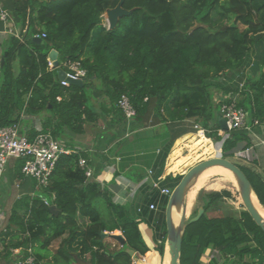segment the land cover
Listing matches in <instances>:
<instances>
[{
  "label": "trees",
  "instance_id": "16d2710c",
  "mask_svg": "<svg viewBox=\"0 0 264 264\" xmlns=\"http://www.w3.org/2000/svg\"><path fill=\"white\" fill-rule=\"evenodd\" d=\"M1 1L26 35L23 40L12 36L13 45L3 55L0 127L21 124L23 115L40 116L42 131H50L63 141L65 129L82 134L84 125L97 122L101 112L118 116V122L125 119L118 107L122 94L130 96L138 119L148 114L152 101L158 113L168 102L170 120L193 119L206 130L208 138L221 141L219 109L224 101L231 100L228 95L239 91L238 85L224 86L222 77L244 65L255 43H264V0H125L123 7L132 13L122 17L114 29L104 25L103 15L120 0ZM42 32L46 33L43 42H34L32 37ZM51 49L59 52L61 65L81 61L87 70L83 86L61 84L59 68L49 66ZM260 78L246 80L243 98L238 102L249 112L251 123L264 122V74ZM220 90L225 91V99H215ZM94 91L104 97L99 110L94 104ZM21 131L30 139L38 133L35 128L21 127ZM251 145L247 131H230L223 142L222 156L233 157L235 150ZM86 155L62 154L49 184L40 186L34 179L37 194L21 201L23 214L11 216L21 234L11 247L21 248L24 259L32 248V264H43L37 250L47 248L64 234L67 236L56 251L54 262L47 264H70L74 256L86 255L90 264H132L130 250L142 255L149 250L139 227L142 219L131 214L128 206L114 202L108 188L86 177L79 165L80 156ZM17 160L21 168L24 160ZM239 166L264 206V184L251 168ZM182 177H176L171 188ZM222 195L214 193L211 199ZM44 199L51 204L47 205ZM149 199L139 214L150 211L152 220L154 211L149 206L156 197ZM102 203L106 210L99 208ZM167 203L168 197L164 196L155 221L161 256L167 240ZM51 205L57 206L58 214L50 210ZM203 207L207 211L209 204ZM244 215L243 224L232 216L208 217L205 213L198 221L188 223L181 264H220L215 256L205 262L208 249L218 250L221 257L231 262L246 255L262 256L264 232L247 211ZM106 230H120L127 244L116 251L108 250L101 235ZM26 243L28 247L24 249ZM12 254L9 246L0 249L2 258Z\"/></svg>",
  "mask_w": 264,
  "mask_h": 264
},
{
  "label": "crops",
  "instance_id": "0c3cea01",
  "mask_svg": "<svg viewBox=\"0 0 264 264\" xmlns=\"http://www.w3.org/2000/svg\"><path fill=\"white\" fill-rule=\"evenodd\" d=\"M8 24L14 33L4 32L0 37V84L1 70L4 65L3 55L13 45L12 36L23 40L26 35V33L24 35L21 33L22 29L13 22L11 16ZM6 27L7 25L0 20V29L4 30ZM260 43V45L256 43L257 45L253 46L250 55L240 69L231 70L224 74L222 77L224 86L236 88L243 82L246 84L247 79H262L260 77L264 74V62L261 59H264V43ZM94 93L97 96L94 102H99L101 105L104 102L102 93L97 91ZM236 94L238 91L231 93L227 98H232ZM225 97L224 90L215 93V99H225ZM242 98L243 95L239 100ZM95 107L99 110L97 106ZM169 110V103L164 102L158 113L152 101L148 114L142 120L136 117L131 120L125 118L118 122V116L107 115L100 111L102 113L101 118L97 122L86 123L84 133H72L65 129L66 134L64 136L68 137L64 139L67 144L70 147L82 149L84 154H87L86 158L95 176L101 175V178L104 179L101 187L111 191L114 202L128 206L131 214L136 215L138 220L142 219L139 227L149 250L143 255L134 251L135 254H131L133 257L132 264H162V256L157 250L158 240L155 221L160 211V202L167 195L161 194L159 189L154 188L152 182L157 180L161 187L172 189L171 186L175 183L176 177L183 176L189 168L202 160L192 163V159H195L201 150L212 153L216 149L213 140L205 134H203L207 137L205 141L198 138V129L195 128V125L199 127L200 125L197 122H194L193 119L172 121L169 119ZM220 116L222 115L219 110L218 119ZM34 117L37 119L33 120ZM34 117L23 115L20 126L25 130L36 126L42 127V117ZM193 128L196 130L193 131ZM222 137L219 146L220 151H222L224 140L229 136L222 135ZM249 137L252 145L244 150L249 149L250 156L248 159L239 160L244 162L246 167L251 168L264 184V122L258 121L251 124ZM167 150H169L167 157L163 160V154ZM241 150L243 149L235 150L233 157L235 158L236 153ZM150 169L153 173L148 175ZM169 176L172 178H167ZM37 189L35 180L22 174L18 160L11 159L4 177L0 179V249L4 245L9 246L13 254L9 258L0 257V264H18V261L26 256L21 248L11 247L12 243L17 242V237L21 234H19L18 225L11 222L10 219L14 213L23 214L25 212V207L21 205V201L32 198L37 194ZM153 196L156 199L152 203L156 204L157 209L153 210L154 215L150 220V211L142 216L139 213L141 212L140 208H143V205L146 206V198L151 199ZM259 204L262 205L260 202ZM143 217L145 218L143 219ZM106 232L109 234L122 233L120 230L114 232L106 230ZM66 236L67 234H64L55 239L47 248L37 250L43 257V264L54 262V255ZM103 240L106 248L110 251H116L122 247L111 237ZM34 252L30 248L29 256H33ZM79 259L89 263L87 255ZM70 264H79L76 256L73 257Z\"/></svg>",
  "mask_w": 264,
  "mask_h": 264
},
{
  "label": "built area",
  "instance_id": "2783aa9c",
  "mask_svg": "<svg viewBox=\"0 0 264 264\" xmlns=\"http://www.w3.org/2000/svg\"><path fill=\"white\" fill-rule=\"evenodd\" d=\"M105 17V15H103ZM0 20L4 22L7 27L4 30L0 29V37L7 33H14L10 22V13L3 7L2 1L0 0ZM109 27V24L106 25ZM37 37H46V33L35 34ZM49 66L54 68L53 62L49 60ZM58 68H62L66 72V78L60 80L61 84L64 86H69L70 82L67 78L72 79H87V70L82 66L80 60L67 61L64 64H60ZM238 94L231 98L229 101H224L221 104L220 112L222 117L227 121L229 130H223L220 128L218 130L219 135L229 136L228 133L233 130L243 129L250 133L251 124L258 122L255 120L251 123L249 112L238 105L239 99L243 95V90L245 88V82L239 85ZM60 99V97H58ZM148 98L146 97L145 100ZM118 107L124 113L126 119L131 120L137 117V108L133 105L131 98L127 94H122L118 101ZM34 117V116H33ZM37 118H33L35 120ZM38 133L30 139L26 132L21 131V126L19 123H15L8 126L0 127V179H2L6 173L7 166L11 159H23L24 163L21 167V172L25 177H31L36 180L38 185L47 186L50 181V177L55 169L56 163L62 154L80 153L84 152L82 149L76 147H70L67 142L59 140L53 136V134L48 131H42V127H35ZM198 132L203 134L206 132L205 129L195 125ZM250 156L249 149L238 151L235 155L236 159H248ZM79 165L85 170V175L87 178H94L98 183L103 186L104 179L101 175L95 176L93 169L88 163V159L84 156H80ZM153 171L150 169L148 175L152 174ZM152 185L154 188L160 190L163 195H171L172 189L168 187H161L159 182L153 181ZM54 198V195H53ZM47 205L51 202L48 199H44ZM150 209L155 210L157 206L155 203L150 204ZM214 255L211 250L208 249L204 254L205 262H208ZM34 261V256H29L24 260H19L18 264H32ZM254 264H264V254L262 258L256 257Z\"/></svg>",
  "mask_w": 264,
  "mask_h": 264
},
{
  "label": "water",
  "instance_id": "95a60500",
  "mask_svg": "<svg viewBox=\"0 0 264 264\" xmlns=\"http://www.w3.org/2000/svg\"><path fill=\"white\" fill-rule=\"evenodd\" d=\"M125 0H120L117 6L113 8H109L106 11V19L109 23V29H114L119 20L128 16L132 13V10H128L123 7ZM32 40L36 43L43 42L42 37L33 36ZM48 59L53 62L54 67L60 66L59 61V52L56 49H51L48 53ZM66 72L64 69L59 68V79H65ZM70 84H75L79 86H83L85 84L86 79H72L67 78ZM220 127L223 130H229L227 125V121L224 117L220 116L218 119ZM221 166L232 172L234 175L237 186L239 188L240 196L242 202L245 206L246 211L251 215L252 219L256 222V224L261 228L264 232V216L261 214L257 205L255 204V199L257 201L258 197L253 189V185L246 175V173L241 169V167L234 161L229 158L223 156H215L208 159H204L191 168H189L179 183L176 185L174 190L172 191L166 209H165V219H166V227H167V240H166V248L165 253L167 251V247L169 248L170 254V264H181V254H182V245L183 238L185 234L186 227L188 223H193L198 221L203 214L205 213V208L203 206L198 208L197 214L191 218L188 217V204H187V195L191 191V189L195 186L200 176L210 168ZM174 209L181 211V217L178 223H175L173 212ZM50 210L58 214L59 210L56 205H51ZM102 238L105 239L107 237H111L115 239L121 246H125L127 241L125 237L121 234H109L104 231L102 234ZM27 243L24 248H27ZM131 254L134 255L135 252L130 250ZM79 264H89L87 261L79 259L77 257Z\"/></svg>",
  "mask_w": 264,
  "mask_h": 264
},
{
  "label": "rangeland",
  "instance_id": "374dc122",
  "mask_svg": "<svg viewBox=\"0 0 264 264\" xmlns=\"http://www.w3.org/2000/svg\"><path fill=\"white\" fill-rule=\"evenodd\" d=\"M104 24L105 26L108 25V21L106 19V13L104 14ZM233 21V20H232ZM231 21V22H232ZM240 28H244L243 25L239 24ZM107 27V26H106ZM259 45L261 44L258 42ZM257 44H254V47ZM262 48V46H261ZM260 48V49H261ZM251 53V52H250ZM250 55V54H249ZM248 55V56H249ZM263 68V66H261ZM95 106H99V102H94ZM97 110V109H96ZM220 110V109H219ZM39 124V122L37 121ZM199 124V123H198ZM200 125V124H199ZM201 127V125H200ZM203 134V133H202ZM205 134V133H204ZM206 135V134H205ZM68 136H62V138L66 139ZM63 141V140H62ZM214 146L216 147L215 151L212 153L209 152H204L201 150L199 152V155L195 159H192V163L202 159H208L211 157L215 156H222V151H220V141H212ZM232 161L236 162L239 165H242L243 168L245 166L244 162L240 161L239 159H236L234 157H229ZM201 160V161H202ZM246 168V166H245ZM244 168V169H245ZM196 185V184H195ZM176 187V186H175ZM174 187V188H175ZM172 187V191L174 190ZM193 189V190H192ZM191 190L192 196H193V204L191 207L188 209V217L191 218L194 215H196V211L199 207L203 206L204 204L208 203L209 204V209L205 211V215L208 217H225V216H232L239 221H241V224H243V219L245 217L244 213L246 211L245 206L242 202L239 188L237 185H235L232 182V179L230 175L227 173V171L221 170H213L208 172L206 175H204L203 179L200 181V183L193 187ZM224 191L229 192V194H225ZM214 193H222V197L211 199V195ZM191 196V195H189ZM168 200H169V196ZM188 199V197H187ZM210 201V202H209ZM100 209H107V206L105 203H102L101 206H99ZM211 253L217 257L220 260V264H243L242 261L247 262L248 264H254V257L250 256H245L243 259H238L235 258L232 262L229 261L226 257H221L220 253L218 250L210 249ZM259 259L262 258L261 255H258ZM247 259V260H246ZM165 261V253L162 255V264Z\"/></svg>",
  "mask_w": 264,
  "mask_h": 264
},
{
  "label": "bare ground",
  "instance_id": "6f19581e",
  "mask_svg": "<svg viewBox=\"0 0 264 264\" xmlns=\"http://www.w3.org/2000/svg\"><path fill=\"white\" fill-rule=\"evenodd\" d=\"M198 138L202 141H205L207 139V137H205L202 132H198ZM223 170V171H227V173L230 175L231 179H232V182L237 185V182H236V179L234 177V175L232 174V172L224 167H221V166H216V167H213V168H210L208 169L207 171H205L201 176L200 178L198 179L197 183L195 186H197L200 181L203 179L204 175H206L208 172L210 171H213V170ZM194 186V187H195ZM193 190V189H192ZM191 190V191H192ZM190 191V193H188L189 195L188 196V199H187V204H188V209L191 207V205L193 204V196H192V192ZM255 204L257 205L258 209L260 210L261 214L264 216V207L262 205L259 204V201H257L255 199ZM173 217H174V220H175V223H178V221L180 220V217H181V211L177 210V209H174V212H173ZM163 264H170V254H169V248L167 247V251L165 253V261L163 262Z\"/></svg>",
  "mask_w": 264,
  "mask_h": 264
},
{
  "label": "clouds",
  "instance_id": "9594fccd",
  "mask_svg": "<svg viewBox=\"0 0 264 264\" xmlns=\"http://www.w3.org/2000/svg\"><path fill=\"white\" fill-rule=\"evenodd\" d=\"M105 25V24H104ZM107 28H109V27H107Z\"/></svg>",
  "mask_w": 264,
  "mask_h": 264
},
{
  "label": "flooded vegetation",
  "instance_id": "af4514ba",
  "mask_svg": "<svg viewBox=\"0 0 264 264\" xmlns=\"http://www.w3.org/2000/svg\"><path fill=\"white\" fill-rule=\"evenodd\" d=\"M248 256H250V255H248Z\"/></svg>",
  "mask_w": 264,
  "mask_h": 264
}]
</instances>
